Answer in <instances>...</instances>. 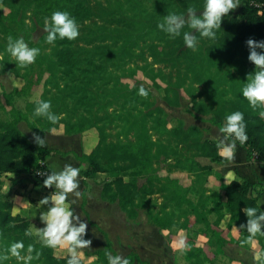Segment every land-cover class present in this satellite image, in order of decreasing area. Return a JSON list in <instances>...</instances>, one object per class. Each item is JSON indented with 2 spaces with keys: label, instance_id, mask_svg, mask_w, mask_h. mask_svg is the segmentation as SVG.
Returning <instances> with one entry per match:
<instances>
[{
  "label": "trees",
  "instance_id": "obj_1",
  "mask_svg": "<svg viewBox=\"0 0 264 264\" xmlns=\"http://www.w3.org/2000/svg\"><path fill=\"white\" fill-rule=\"evenodd\" d=\"M36 1L39 2L37 4L40 9L49 12V16L55 11H68L74 18L91 14L89 0H0V36L8 35L14 39L23 37L29 47L41 49L36 58L38 69L32 65L20 67L6 52L7 42L1 41L0 72L20 76L31 85L33 80L30 76L37 74L38 83L42 86L38 100L51 101L52 111L61 117L56 125L50 124L44 118H36V123L41 128L52 129L63 124L65 134L84 130L97 132L92 149L83 157L87 164L86 170L81 173L83 178H89L96 173L113 175L112 182L104 187L102 196L119 202L139 191V176L149 174V185L155 180L159 181L164 192L159 210L153 211L150 205H146L148 201L145 199V202L136 203L133 207L143 205L149 219L157 227H177L183 230L185 258L192 264L210 263L216 257L215 250L209 243L198 241L189 234V228L195 225H200L197 230L199 235L206 239L216 238L217 246L222 247L226 243L218 233L235 227L241 237L240 242L236 240L238 245L246 247L249 241H255L264 250V235L258 233L252 236L246 230L240 229V225L246 226L249 220L244 210L259 206L258 195L253 192L254 186L246 180H233L225 184L222 190L209 189L204 175H210L212 169L210 166L200 168L197 163L193 178L166 177L161 182L160 177L153 178L150 175L152 162L166 148L162 139L158 138L160 136L188 145L194 150L193 158H209L219 163L225 160L218 155L215 142L204 139L200 130L185 129L182 124L168 128L161 116L162 110L154 105L147 88L139 83L141 80L162 90L165 101L171 106H179V97H189L191 113L198 118L208 117V122L218 129L227 114L236 110L242 111L248 140L241 146L246 151V158L251 160L255 157L264 163V115H261L264 106L253 110L240 95L248 75L254 70V65L248 60L250 50L246 42L249 38L264 40V0H242L239 14H235L233 9L222 18L215 40L200 37L195 31L198 41H201L196 51L202 63L199 67L192 66L190 49H183V36L170 38L158 29L157 23L173 11L185 16L189 7H196V12L203 11L204 0H116V3L109 0L99 13L127 17L129 24L133 26L132 30L119 33L116 28L86 24L77 39H57L55 46L48 52L42 50L45 36L36 45L31 43V33L36 27L33 24L28 25L25 20L29 9L37 16L38 8L34 6ZM36 23H39L38 18ZM185 30L190 33L195 29L186 27ZM146 38L150 40L152 62L146 60L141 65L122 71L121 74L112 70L106 72L105 60H113V63L121 66V61L133 54L134 46ZM76 40L83 44H76ZM98 40H108L110 44L94 45ZM155 41L164 43V46L154 43ZM116 44L118 48L111 47ZM167 47L169 50L166 51ZM93 55L98 60L91 59ZM180 60L187 62L190 71L183 78H176L174 82L166 80L153 67L157 62H171L175 65ZM193 84L201 85V91L194 88ZM89 86L95 87V91L90 94L89 90V97L86 99ZM141 87L145 88L147 96L139 94ZM120 97L123 102L120 103L118 112L114 108L106 114L104 110L107 106L117 104ZM86 105L93 107L88 109ZM28 107L33 113L35 103L32 108ZM82 107L88 112L87 115L76 114ZM101 111L104 114L100 116ZM110 116L112 118L107 120ZM21 120L33 126L28 115L19 110H13L9 120L0 119V177L29 173L42 182L50 172L44 163L49 152L22 137L18 127ZM110 121H119L116 126L118 135L123 136L122 138L110 140L107 129ZM130 134L132 138L128 139ZM153 134L157 135L156 142L152 139ZM2 186L0 179V192ZM191 192L197 193L196 202L190 200ZM210 214L216 216L215 221L208 219ZM128 215L135 216L133 210H128ZM223 221L225 223L221 226ZM29 227L28 221L13 214L12 204L0 198V253L11 242L24 240L26 248L29 244L34 245L36 251L32 253L33 256L36 252L40 254L31 264H66L67 255L57 257L53 249L43 247L34 236L26 237L25 232L30 231ZM105 248L109 249L108 243ZM96 254L101 257L105 252L98 251ZM107 263V258H104V264ZM5 264L21 262L10 258ZM81 264H84L82 260Z\"/></svg>",
  "mask_w": 264,
  "mask_h": 264
},
{
  "label": "rangeland",
  "instance_id": "obj_2",
  "mask_svg": "<svg viewBox=\"0 0 264 264\" xmlns=\"http://www.w3.org/2000/svg\"><path fill=\"white\" fill-rule=\"evenodd\" d=\"M89 1L91 14L86 17L80 16L75 18L79 25L80 34L85 29L84 26L86 24H96L97 26H105L113 29L116 28L120 31L119 33L133 29L127 17L115 15L106 16L99 13L100 9L105 6L109 0ZM111 1L116 3V0ZM37 3L39 2L36 1L34 4V6L38 8L37 16L29 9L25 20L28 25L33 24L36 27V30L31 33V43L36 45L38 40L42 36H45V39L42 41V50L48 52L53 45L45 42L47 33L44 31V23L46 18H50V14L45 9H40ZM201 13L202 11H197V15ZM37 18L39 20L38 24L36 23ZM185 19L187 21V15ZM195 31L196 30H192L190 34H194ZM1 41L7 42L8 35L3 37L0 36V42ZM75 42L78 45L83 44L80 40H76ZM198 42L199 47L201 41ZM154 43L164 46L162 42L155 41ZM109 44L110 41L108 40H98L94 43V45ZM87 46L90 48L91 45ZM111 47L116 49L118 45H111ZM198 47L196 50H189L190 56H192L190 62L192 66L195 65L197 67L202 66L201 61L196 55ZM183 49H186V46H184ZM133 50L134 52L131 56L125 57L124 60L121 61V66L113 63V60H105L106 72L112 70L113 72L121 74L122 71L141 65L146 60L152 62L150 40H148V38L144 41H139L134 46ZM165 50H169V47ZM90 58L95 61L98 60L96 55ZM12 59L15 60L13 57ZM30 65L38 69L36 60ZM153 67L156 71L161 72L169 82H174L176 78H183L186 74H189L190 71L189 65L183 60H180V62L175 65H172L171 62H157ZM20 71L23 72L22 69ZM30 77H32L31 79L33 80L31 81L33 82L32 85L29 84L30 82L27 83L20 76H10L7 73L0 72V119H11L13 110L26 113L29 122H31L33 126H30L25 120H21L18 123V127L22 137L30 143L35 144L32 136L33 132L46 140V146L43 148L48 150L49 156L44 161L45 166L51 171L52 165H57L58 168H62L64 164L70 163L74 167H79L81 169L80 176L78 177L80 183L78 191L80 195L75 197L74 194H69V199L75 201L72 205L74 213L79 216L80 221L86 223L88 226L82 239L91 241L89 247L85 249H76L77 255L84 264H104V258L106 257L105 255L101 257L98 256L96 254L98 251L108 252L112 255L119 254L130 259L131 264H192L186 261L185 249L179 246L180 241L183 240V230L177 227H157L149 219L148 212L143 205H136L133 207L136 203L140 204L141 202H145V199L148 201L146 205H150L153 211L159 210L163 203L162 197L164 196L159 181L155 180L153 184L149 185L147 184L149 174L139 176V191L130 195L123 202L104 198L102 196L103 189L112 182L114 176L108 173H96L84 179L81 174L87 167L83 157L92 149L97 138V132L95 130H84L74 134H65L63 132V124H59L52 129H43L41 126L37 125V119L33 117L32 111L28 106L32 108V104L38 100V93L42 89V86L38 83L36 73L32 74ZM139 83L147 88L154 101V105L162 110L161 116L168 128H173L178 124H182L185 129L195 128L200 130L202 132V137L206 140L214 141V139H222L219 129L208 122V117L201 116L198 118L197 115L191 113L192 111L189 109V97H179V106H171L165 101L164 92L162 90L156 89L152 85H147L141 80ZM193 87L198 88L199 91L202 89L201 85L193 84ZM87 90L86 99L89 97V90L91 94L95 91V87L89 86ZM198 97H200L199 94ZM117 102V104L107 106L104 110L105 113L109 114L114 108L118 112L119 105L123 102L122 98L120 97ZM85 107L92 109L93 106L89 107L86 105ZM101 112L102 114H100V116L104 114L103 111ZM76 114L87 115L88 112L82 107L78 109ZM112 114H114V111ZM111 118L112 116L107 120ZM116 124L118 125L119 121L118 123L112 121L108 123L107 129L110 140L123 137L118 135ZM212 130L214 132L213 135L211 134ZM127 138H132L131 134ZM158 138L162 139L166 148L165 151L152 162L150 175L153 176V178L160 177L162 179L161 182H164L166 177L180 179L189 176L193 178L196 174L195 164L197 163L200 168L210 166L212 169L210 175H204V177L207 178L209 189H223L225 184L218 178V175L214 171L216 165L221 163L212 161L209 158H193L192 155L194 150L189 148L188 145L174 139L166 138V136H160ZM152 139L156 142L157 135L153 134ZM253 159L256 160L255 157ZM0 179L3 182L0 198L12 204L13 214L28 221L30 232L35 234L38 228L44 226L42 225L39 227L36 223L43 224L40 214L46 211L48 207V205L39 206L38 202L45 196H49L52 189L45 188L42 182H39L33 174L29 173L21 175L7 174L1 176ZM254 187H259V190L253 188L257 195L263 189L259 184L254 185ZM189 198L193 202H196L197 193L191 192ZM28 207L33 208L29 214L24 211V209ZM128 210H133L135 216L130 217L128 215ZM22 214L28 216L24 217ZM30 219H32L34 223H32ZM208 219L213 222L216 220V216L210 214ZM224 223L223 221L221 226L224 225ZM32 227H36V229H32ZM199 228L200 225L189 228V234L198 241L209 243L216 253L215 259L205 264H264V250L260 243L249 241L246 247L238 245L236 242L238 238L236 239V237L233 236L236 235L237 232L235 227H232L229 231L218 233V236L223 238L226 242L222 247L219 245L217 246L216 238L206 239L199 235L197 232ZM33 236L36 241L40 243L38 238H36L35 235ZM107 243L109 244L108 250L105 248ZM53 253L57 257L67 255L66 249L61 247L53 249Z\"/></svg>",
  "mask_w": 264,
  "mask_h": 264
},
{
  "label": "clouds",
  "instance_id": "obj_3",
  "mask_svg": "<svg viewBox=\"0 0 264 264\" xmlns=\"http://www.w3.org/2000/svg\"><path fill=\"white\" fill-rule=\"evenodd\" d=\"M240 0H204L203 11L197 15L196 7L187 9V21L183 13L170 12L162 21L157 23L160 31L166 33L170 38L183 36V43L188 49L196 50L198 37L190 34L185 28L195 29L200 37L208 40L217 38V31L221 28L222 18L240 5ZM44 31L47 33L46 43L55 46L57 39L73 41L79 36V25L76 19L68 11H55L50 18L45 19ZM249 48L248 60L254 65V70L248 75L246 83L240 90V95L247 100L249 106L256 110L264 106V40H247ZM259 49V51H257ZM6 52L11 55L20 67H27L35 62L40 55L41 49L29 47L23 37H8ZM139 94L147 96L145 88L139 89ZM34 118H44L50 124L56 125L61 117L52 111V104L49 100L40 99L35 102L32 113ZM264 115V112L261 113ZM244 113L236 110L224 117L223 124L219 127L222 139H214L218 155L225 161H233L237 150V143L244 145L248 140L246 132ZM34 142L41 148L46 146V140L42 139L35 132L32 134ZM52 170L47 174L42 183L45 188L52 189L49 196L42 198L39 206L48 205L47 210L41 213L43 227L33 232L26 231V237L35 235L41 245L46 248L66 249V264H81V259L76 249L88 248L91 241L82 237L87 231V224L80 221L79 216L74 213L72 205L74 200L69 199V194L75 197L80 195L78 177L81 169L66 163L62 168L57 165L51 166ZM58 168V170H57ZM264 202L261 201L260 204ZM246 216L249 217L247 225H240L241 230H246L250 235H264V210L260 205L247 207ZM259 213V215H257ZM180 247H184L183 240ZM33 244L25 245L24 240L11 242L2 253H0V264H5L10 258H15L21 264H31L33 259L39 258V252H35ZM108 264H131L130 259L119 254L112 255L105 253Z\"/></svg>",
  "mask_w": 264,
  "mask_h": 264
},
{
  "label": "crops",
  "instance_id": "obj_4",
  "mask_svg": "<svg viewBox=\"0 0 264 264\" xmlns=\"http://www.w3.org/2000/svg\"><path fill=\"white\" fill-rule=\"evenodd\" d=\"M242 0H240L241 2ZM241 10V4L234 9L235 14H239ZM211 134L214 132L212 130ZM215 173L218 175V178L224 183L227 184L233 180H246L251 185L259 184L263 187V189L258 194V204L260 205L261 210H264V202L260 204L261 201H264V163L255 159L248 160L246 158L245 149L237 144V150L235 153L234 160L229 162L225 161L224 163L216 165L214 168ZM255 190H259V187H254ZM255 190H253L254 194H256ZM24 209V208H23ZM33 208L28 207L25 208L27 214L32 211ZM41 215V214H40ZM22 216L27 217L28 215L22 214ZM31 217V216H30ZM41 217V216H40ZM32 223L34 221L30 219ZM39 227L43 224L36 223ZM32 229H36V227H32ZM233 234V230H232ZM236 237L237 241H241V237L237 234L233 235Z\"/></svg>",
  "mask_w": 264,
  "mask_h": 264
}]
</instances>
